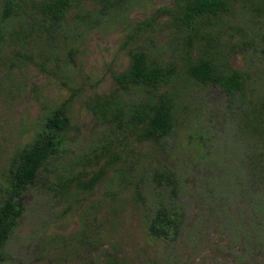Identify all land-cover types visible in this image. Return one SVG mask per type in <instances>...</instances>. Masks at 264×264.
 Instances as JSON below:
<instances>
[{"label": "rangeland", "instance_id": "obj_1", "mask_svg": "<svg viewBox=\"0 0 264 264\" xmlns=\"http://www.w3.org/2000/svg\"><path fill=\"white\" fill-rule=\"evenodd\" d=\"M115 1L111 19L82 28L75 11L57 42L34 43L26 22L3 21L0 0V205L15 157L46 117L63 105L70 115L65 147L42 173L49 182L24 193V215L0 264H105L113 254L126 264H264V178L249 181L247 169L264 144L248 129L254 115L264 128V0H225L224 11L192 23L194 0ZM84 8L99 12L102 4L88 0ZM136 49L177 71L161 90L175 105L176 125L156 142L106 116L108 107L143 101L116 82ZM203 60L243 75L244 92L230 97L195 82L188 67ZM157 170L174 172L181 186L185 223L174 248L148 236ZM222 195L226 222L212 209Z\"/></svg>", "mask_w": 264, "mask_h": 264}, {"label": "trees", "instance_id": "obj_2", "mask_svg": "<svg viewBox=\"0 0 264 264\" xmlns=\"http://www.w3.org/2000/svg\"><path fill=\"white\" fill-rule=\"evenodd\" d=\"M88 0H4L1 14L3 21L21 19V24L27 23L24 31H29L27 39L33 38V42L39 39L49 38L57 42L58 29H62L72 12L81 18L82 28L92 27L97 21L111 19V4L115 0H99L102 4L101 11H93L84 8ZM225 0H194L189 6L186 21L192 23L194 20L210 15H216L225 10ZM21 7L34 9L22 12ZM110 12V13H109ZM28 19H30L28 21ZM84 21V22H82ZM29 25V26H28ZM31 30H30V29ZM35 28V30H34ZM27 29V30H25ZM35 32H34V31ZM31 36V37H30ZM4 34L0 33V41ZM25 40V41H26ZM130 68L124 74L116 78L119 88L127 94H138L143 101L127 105L126 107H108L106 116L110 117L111 125H132L134 129L141 130L140 137L146 141H159L168 137L176 125V109L171 99L166 98L162 89L168 87L176 74L175 66H167L151 59L149 53L143 49L133 50L130 54ZM188 76L195 82L209 87H215L230 97L241 95L245 90L244 78L237 71L227 73L211 60H203L199 63L189 65ZM252 123L248 125L253 136L259 135L264 141V128L257 122L258 116L254 115ZM70 124L69 110L66 106L56 108L46 117L41 132L34 141L24 147L15 157L11 171L7 196L0 205V257L7 245L11 235L17 227L18 221L24 215V193L41 180L49 182L42 173L47 171L53 158L59 156L66 143L65 133ZM262 153L251 157L248 166L249 181L264 178V144ZM105 172H100L87 183V187L96 185ZM150 185L157 193L154 197L152 216L148 222V236L155 242L167 243L174 248L183 235L185 223V210L179 204L180 182L177 175L171 171H155L152 174ZM137 198L142 196L136 193ZM217 195V194H216ZM212 195V200L215 199ZM257 208L261 203L256 202ZM224 196L220 202H216L213 215L224 222L228 210ZM262 220L264 223V208L262 209ZM228 220V218H227ZM261 227V226H260ZM258 227V232L259 228ZM261 234V232H260ZM259 243L264 245V237H260ZM105 264H126V260L117 254L105 256Z\"/></svg>", "mask_w": 264, "mask_h": 264}]
</instances>
